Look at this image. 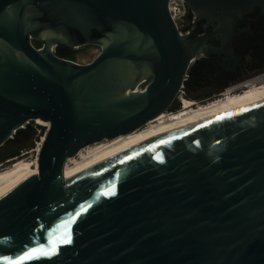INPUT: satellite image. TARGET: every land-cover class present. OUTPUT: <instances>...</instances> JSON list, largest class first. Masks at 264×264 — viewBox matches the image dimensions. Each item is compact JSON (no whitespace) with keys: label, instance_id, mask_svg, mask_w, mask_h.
I'll return each mask as SVG.
<instances>
[{"label":"water","instance_id":"water-1","mask_svg":"<svg viewBox=\"0 0 264 264\" xmlns=\"http://www.w3.org/2000/svg\"><path fill=\"white\" fill-rule=\"evenodd\" d=\"M169 1L0 0V148L49 122L38 173L0 195V264H264V97L65 176L84 147L166 112L201 53L235 70L237 20L264 14L184 0L181 35ZM86 44L101 46L86 64L52 52ZM41 246L57 250L20 259Z\"/></svg>","mask_w":264,"mask_h":264},{"label":"bare ground","instance_id":"bare-ground-1","mask_svg":"<svg viewBox=\"0 0 264 264\" xmlns=\"http://www.w3.org/2000/svg\"><path fill=\"white\" fill-rule=\"evenodd\" d=\"M263 97L264 81H259L255 84L247 85V88L241 89L240 92H233V89H228L221 98L213 100L207 105H197L194 107V104L196 103L195 101L183 98L182 111L173 115L164 112L155 119L149 121L155 123L158 122L157 124L154 123L145 129H138L128 134L117 136L113 139H105L94 143L92 145L105 142L104 145L97 147L94 151L87 152L90 153V158L88 160L84 162L82 161L81 163L79 162L76 166L70 165V163L75 160L83 150L85 151L86 148L90 147V145L84 147V149H81L78 152L77 156L75 155L68 159L65 165V176L68 178L79 174L91 168L106 156L128 149L138 143L150 140L166 132L200 122ZM37 122L44 124L47 127L49 126L48 121L37 119ZM36 173H38V157L33 164L24 159H19L8 169H0V195L19 184L27 176Z\"/></svg>","mask_w":264,"mask_h":264},{"label":"flooded vegetation","instance_id":"flooded-vegetation-1","mask_svg":"<svg viewBox=\"0 0 264 264\" xmlns=\"http://www.w3.org/2000/svg\"><path fill=\"white\" fill-rule=\"evenodd\" d=\"M212 31L213 24L205 28V34ZM231 49L233 54L243 57L240 63H235L236 71L227 70L222 63L216 61L217 56L201 53L196 59V65L188 75L189 83L197 84L196 98L199 101L212 99L228 86L240 91L245 80L264 73V14L259 7L241 15L237 20ZM61 50L63 47L58 48V53ZM195 102L194 106H197V101Z\"/></svg>","mask_w":264,"mask_h":264},{"label":"rangeland","instance_id":"rangeland-1","mask_svg":"<svg viewBox=\"0 0 264 264\" xmlns=\"http://www.w3.org/2000/svg\"><path fill=\"white\" fill-rule=\"evenodd\" d=\"M190 26H192L191 17L187 16L186 20L182 24V28L188 30ZM32 41H33V44L37 47H40L43 44V41L40 39H34ZM100 51H101V46L97 44H86V45H76L71 48L63 47V50H61L59 54L62 57L71 59L77 63L86 64V63L91 62L100 53ZM195 65H196V59L195 61L192 62L190 69L188 71V74L191 72V70L193 69ZM189 79L185 84V88L183 89L184 92L180 93L179 97L177 96L176 100L174 101L172 106L166 111V113H170L173 115V114H176L182 111L183 98L184 99L186 98L187 100H190V101H197V105H207L211 101L221 98L222 93L225 92L226 89L230 87L228 86L227 88H224L220 94H217L215 97H213L210 100L199 101V99L196 98L197 84L196 83L190 84ZM154 123L155 122H149L140 129H145L153 125ZM24 126H25L24 129L19 130L16 133V135H14L13 139H10L9 141H7L0 148V169L1 170L8 169L15 161L19 159L21 160L24 159L25 161H29L33 164L36 158L38 157L39 152H40L39 148L41 149L42 139L43 137H45L48 127L44 124L38 123L37 120H31ZM104 143L105 142H101L96 145L91 144L90 147L86 148L85 151L83 150L82 153L79 154V156L76 155L77 157L75 158V160H73L70 163V165L76 166L77 163L79 162L81 163L82 161L84 162L88 160L90 158V153H87V152L94 151L97 147H101L102 145H104ZM14 154H17V155L12 158H8Z\"/></svg>","mask_w":264,"mask_h":264},{"label":"built area","instance_id":"built-area-1","mask_svg":"<svg viewBox=\"0 0 264 264\" xmlns=\"http://www.w3.org/2000/svg\"><path fill=\"white\" fill-rule=\"evenodd\" d=\"M169 11H170V14H171L173 20L175 21V23L177 25V28H178L180 34L181 35H187L192 26H190V28H188V30L187 29H183L182 28L183 22L186 20L187 16L191 17V22H194V20H195V15L192 13V11H191L190 7L188 6V4L184 0H170L169 1ZM37 48L38 49H42V46L37 47ZM52 52H54V53L59 55L56 46L52 47ZM186 78L189 79V75L188 74H187ZM259 81H264V73H259V74L255 75V76L245 80L244 83H243L244 84L243 88H247V85L255 84V83L259 82ZM185 84L183 83L181 85V89H180L179 94L184 92L183 89L185 88ZM230 88H227L226 91H228V89H230ZM225 92H223L222 95ZM233 92H237V90H233ZM179 94H178V97H179ZM43 140H44V137L42 139V143H43Z\"/></svg>","mask_w":264,"mask_h":264},{"label":"snow or ice","instance_id":"snow-or-ice-1","mask_svg":"<svg viewBox=\"0 0 264 264\" xmlns=\"http://www.w3.org/2000/svg\"><path fill=\"white\" fill-rule=\"evenodd\" d=\"M106 194H113L112 192H107ZM90 206V205H89ZM82 210H86V209H82ZM76 215H79V213H77ZM69 222H65V224H67ZM62 239V242L64 243H70L71 242V239H70V236H65ZM57 249L55 247H53L52 249H46L45 247L41 246L39 248H33L31 249L29 252H26L23 256L20 257L21 260H24V259H32L34 256L36 255H39V254H49L50 252L51 253H54Z\"/></svg>","mask_w":264,"mask_h":264},{"label":"trees","instance_id":"trees-1","mask_svg":"<svg viewBox=\"0 0 264 264\" xmlns=\"http://www.w3.org/2000/svg\"><path fill=\"white\" fill-rule=\"evenodd\" d=\"M60 55V54H59ZM61 56V55H60ZM17 154H14V155H12L11 157H8V158H12V157H14V156H16ZM8 158H6V159H8Z\"/></svg>","mask_w":264,"mask_h":264}]
</instances>
